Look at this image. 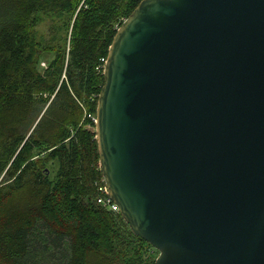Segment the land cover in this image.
I'll return each mask as SVG.
<instances>
[{
    "label": "water",
    "instance_id": "water-1",
    "mask_svg": "<svg viewBox=\"0 0 264 264\" xmlns=\"http://www.w3.org/2000/svg\"><path fill=\"white\" fill-rule=\"evenodd\" d=\"M103 74L105 186L155 264H264V0H141Z\"/></svg>",
    "mask_w": 264,
    "mask_h": 264
},
{
    "label": "trees",
    "instance_id": "trees-1",
    "mask_svg": "<svg viewBox=\"0 0 264 264\" xmlns=\"http://www.w3.org/2000/svg\"><path fill=\"white\" fill-rule=\"evenodd\" d=\"M140 2L0 0V264H155L98 201L104 66Z\"/></svg>",
    "mask_w": 264,
    "mask_h": 264
},
{
    "label": "built area",
    "instance_id": "built-area-1",
    "mask_svg": "<svg viewBox=\"0 0 264 264\" xmlns=\"http://www.w3.org/2000/svg\"><path fill=\"white\" fill-rule=\"evenodd\" d=\"M95 121H96V119H95ZM100 191H102L105 194H103L102 196H100L98 198L99 203H102L103 205L112 209L113 211L119 212L118 205L116 203H114L113 200L111 199V197L109 196L108 190H107L105 185L100 187Z\"/></svg>",
    "mask_w": 264,
    "mask_h": 264
},
{
    "label": "rangeland",
    "instance_id": "rangeland-1",
    "mask_svg": "<svg viewBox=\"0 0 264 264\" xmlns=\"http://www.w3.org/2000/svg\"><path fill=\"white\" fill-rule=\"evenodd\" d=\"M40 32L45 34V37H50V26L49 24H43L40 28Z\"/></svg>",
    "mask_w": 264,
    "mask_h": 264
}]
</instances>
